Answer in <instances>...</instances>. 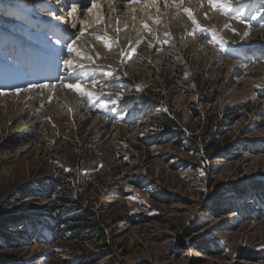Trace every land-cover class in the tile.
Masks as SVG:
<instances>
[{"label": "rangeland", "instance_id": "374dc122", "mask_svg": "<svg viewBox=\"0 0 264 264\" xmlns=\"http://www.w3.org/2000/svg\"><path fill=\"white\" fill-rule=\"evenodd\" d=\"M176 1L167 6L174 14L154 18L144 36L103 27V19H133L131 11L99 8L88 32L95 47L40 68L41 52L50 55L43 41L57 38L36 17L70 13L57 0L44 3L58 9L52 14L30 0H0V93L40 79L37 87L58 84L87 114L51 112L48 103L29 116L27 106L0 104V220L53 222L60 194H20L61 175L70 192L61 210L80 206L87 226L99 221L105 236L85 229L87 241L64 243L49 228L30 227L28 239L0 251V264H264V0H204L197 12L190 5L200 0ZM77 82L83 92L65 86ZM160 116L184 133L182 146L158 137ZM191 139L197 149L186 153Z\"/></svg>", "mask_w": 264, "mask_h": 264}, {"label": "bare ground", "instance_id": "6f19581e", "mask_svg": "<svg viewBox=\"0 0 264 264\" xmlns=\"http://www.w3.org/2000/svg\"><path fill=\"white\" fill-rule=\"evenodd\" d=\"M50 1H54V0H49V1L48 0H30V4L38 7L39 9L46 8L47 12L52 14V12H54L55 9H49L47 7V5L44 4L45 2H50ZM63 1L68 2L69 0H57L56 6L59 7L58 4L60 2H63ZM70 1H72L71 3L69 2V4L72 5V7H70L71 9H69V10H71L69 12L70 13V16L68 17L69 19H67V17L66 18L65 17L60 18V19H62V23L65 22V20H66V24L68 21H70V26H66L64 24L60 25L59 20L57 21V19H50L49 16H41V17L38 16V17H36L39 20V22L40 21L46 22V24L43 25L42 27L45 30L50 29L51 31H53V33H52L53 36L55 35L56 36L55 38H57L56 44L43 41L42 46L44 48V51H49L50 55L47 57V56H45V54H43L42 58L40 59V63H41V60L49 62L50 60H54V59L55 60L57 59V61L60 62L58 57H64V55H67V57H68L69 52H66V50H64L62 48L67 49V43L70 39L73 40L75 38L74 48H75V50L77 49L76 50L77 52L79 50V47H80V49H85L86 51H90L91 47H95V45L90 41L91 37L88 34V32L90 29L89 26L91 24H93V22H99L98 20L100 19V16L103 15V13L99 12V8L100 9L103 8L105 12L118 10L119 11L118 14H120L121 10L131 11V14H133V16H132L133 19L131 17H128V16H127L128 17L127 19H118L119 21H117V22L113 21V20H107V19L104 20L103 19L104 21L103 20L101 21L102 23H104L103 27L104 28H106V27L112 28L113 27V29H114V28H116V26H119L121 28L120 30H125L124 33L127 35H129L132 31H136V29L139 28L137 30V32H135V33H139V34H142L144 36L145 35V28H146L145 25L155 26L156 22H154V20L156 19L157 16L159 18H161L162 16H165V20H166V15L168 16L174 12L173 8L168 9L167 6H171L174 4L173 2H177L176 0H162V2L160 0H94L95 6L93 7L91 5L92 10H91V12H89V11H87V9L83 8V4H85V3H87V4L91 3L92 4L93 0H77L76 3H74L73 0H70ZM191 1L193 2L195 0H191ZM103 2H105V3H103ZM178 2H179V0H178ZM41 4L43 6H41ZM205 5H206V1L200 0V1L195 2L194 4L190 5V9L193 12L194 11L197 12L196 10H197V8H199V6L203 7ZM73 7H76L78 9L77 12L74 14L72 13ZM163 7H167V9L166 8L162 9ZM199 10H200V8H199ZM58 11L61 12L62 8L59 7ZM121 12H123V11H121ZM196 14L197 13H195V15ZM138 15H141V17H142V15H144V17H142L143 22H139L138 19H140V17L138 18ZM199 17H201V14L199 15ZM46 20L50 21L51 24H48V22ZM48 25H50V27ZM73 25H75V27H73ZM80 25H81V29H79V31H77V28H79ZM100 25H102V24H100ZM47 26H48V28H47ZM81 30L82 31L85 30V31H83L82 35H81ZM130 30H132V31H130ZM76 31H77V33H75ZM38 37H41V36L38 34L37 39H38ZM63 43H64V45L66 44V46L62 47ZM35 58L36 57H32V59H31V61H33V63H36L38 61V58H36V60H35ZM42 81L43 80H40V79L39 80H33V83H30V84H32V86L29 89H26L24 91L14 92V93H11L9 95H5V94L0 95V104L10 105V106H14V107L21 106V108H24L27 106V108L31 109L30 114L27 113V115L29 114V116L34 114V112H36L41 106L42 107L46 106L48 103L50 104L51 112H53L54 110L56 112V110L59 107V108H62V110L65 111V113L67 112L68 115H71V114L73 115L75 113H78L79 117H81V118L85 117L87 115V114L82 113L83 110H82V108H80L79 101L75 100L70 95L65 94L63 91H61L62 89L58 86V84H55V86H53V87H46V86L45 87L44 86L43 87H37L38 84L41 83ZM16 83H18V82H16ZM36 83H38V84H36ZM33 85H37V86L34 87ZM69 94H70V92H69ZM58 112H59V110H58ZM78 115H76V116H78Z\"/></svg>", "mask_w": 264, "mask_h": 264}, {"label": "trees", "instance_id": "16d2710c", "mask_svg": "<svg viewBox=\"0 0 264 264\" xmlns=\"http://www.w3.org/2000/svg\"><path fill=\"white\" fill-rule=\"evenodd\" d=\"M154 121L155 124H157V135L159 138L165 137L171 140H175L174 142L176 147L182 146L181 141L185 137V135L180 130V128L176 127L173 120L168 119L166 116H160L159 118H155ZM165 141L166 140H164L163 143L161 141L155 142L154 144L162 145L165 143ZM188 141V147L185 150L186 153L197 149L196 143L192 139ZM63 180L65 179H63V177H61L60 175L58 179L42 182L39 188L29 187L20 194L25 198V200L31 198L39 199L41 196L49 197V195L51 196L55 194H60L61 197L58 198L59 203L52 208V211H54L53 216L55 217L53 222L47 221L44 226L41 225V217L37 216L36 218H34V216L30 214H25L24 216L2 218L0 220V251L4 248H10V246L13 244L19 246L20 243L24 241V239H28L30 227H44L46 229L49 228L57 234V241H63L64 243H80L87 241L89 237H86L83 234V230L85 229L89 231V235L92 236L93 234H95L96 238H98L99 240L105 238L104 229L99 221L87 226L89 215L87 212L81 209L80 206H78V210H61V207L64 204L70 203V192H68L69 190H66L67 186L65 185V182H63ZM236 193L237 195L245 194L244 190L242 189L237 191ZM20 222L25 223L19 225V231H21V233L19 235H13L12 230ZM50 239L51 238H48L47 236H43L39 240L43 241V244L48 245ZM203 245L205 246L202 252L205 253L208 246L207 244ZM215 249V255L219 256L220 251L218 250V247L216 246ZM260 260L263 261V259ZM62 264L69 263L68 261H66Z\"/></svg>", "mask_w": 264, "mask_h": 264}, {"label": "snow or ice", "instance_id": "6c2138e0", "mask_svg": "<svg viewBox=\"0 0 264 264\" xmlns=\"http://www.w3.org/2000/svg\"><path fill=\"white\" fill-rule=\"evenodd\" d=\"M73 2L76 3L77 0H73ZM209 4H211L213 7H217V6H219L218 3H217V0H209ZM92 6H93V7L95 6V4H94V0H93V2H92ZM77 10H78V9H77L76 7H73V8H72V13H73V14L76 13ZM91 10H92L91 7H87V11L91 12ZM184 11L187 12L188 15H189L190 17L192 16V13H191L190 10L185 9ZM253 18H255V17H253ZM193 23L196 24V20H195V19H193ZM262 26H264V25H262ZM73 27H75V25H73ZM145 27H147V25H145ZM82 34H83V31L81 30V35H82ZM74 44H75V41H72V43H68V44H67V50H68L69 53L75 51ZM64 64H65L68 68H72V67H73V62H72V60H68V59H66V60H64ZM80 67H82V65H80ZM33 86L35 87V86H37V85H33ZM39 86H40V87H43V86H45V85H39ZM65 86L68 87V88H72V89H74V90L77 91V92H83V91H84V89L81 87V84H80L79 82H77V83L66 84ZM16 91L19 92L20 89H17ZM137 91H139V89H137ZM2 94H3V93H0V95H2ZM85 94L88 95L89 97L92 96V93H90V92H86ZM111 103L114 105V104L117 103V101H116V100H113V101H111ZM98 107L101 108V109H103V108H107V107H108V102H107V101L101 102V103H99ZM121 119H123V116L121 117ZM201 175H204V173L201 172Z\"/></svg>", "mask_w": 264, "mask_h": 264}]
</instances>
